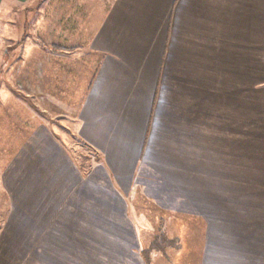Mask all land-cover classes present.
<instances>
[{
    "label": "crops",
    "instance_id": "crops-1",
    "mask_svg": "<svg viewBox=\"0 0 264 264\" xmlns=\"http://www.w3.org/2000/svg\"><path fill=\"white\" fill-rule=\"evenodd\" d=\"M75 51L94 65L99 58L75 134L96 161L82 174L48 128L14 152L0 184L14 206L15 232L6 239L11 250L20 248L15 256L1 253L3 264L31 259V249L49 242L48 229L68 237L75 251L95 244L98 229L113 230L116 221L124 224L129 253L131 199L147 172L168 181L201 226L212 229L223 264H264V133L246 123L251 110L256 115L264 0H113ZM62 56L51 57L64 69ZM9 61V91L0 89V98L22 89L42 99L49 83H59L49 60ZM34 226L36 236L27 239L32 230L20 229ZM85 227H93L92 234Z\"/></svg>",
    "mask_w": 264,
    "mask_h": 264
},
{
    "label": "rangeland",
    "instance_id": "rangeland-1",
    "mask_svg": "<svg viewBox=\"0 0 264 264\" xmlns=\"http://www.w3.org/2000/svg\"><path fill=\"white\" fill-rule=\"evenodd\" d=\"M112 3L113 0H30L27 3L12 4L5 0L1 5L0 69L3 63L6 66L4 72L1 70L0 73V89L9 91L8 62L12 56L14 61L19 62L25 59L33 63L49 60L52 68L50 76L61 77L59 83L57 81H53V84L49 83L50 93L43 95L42 99H30L26 94L19 93L22 89H13L16 91L12 92L13 98L8 99L7 95L6 98H0V173L6 169L14 152L21 150L24 142L39 128H48L65 143L82 174L88 175L93 168L97 156L90 153L75 134H77L78 109L99 58L94 65L93 58L90 60L83 53L77 57L81 53L76 52L75 49L92 36ZM19 46L21 50L18 49V53L15 54L14 50ZM25 49H28V52ZM68 52H73L71 54L73 57L67 55ZM57 55L59 57L63 55L62 58L66 63L64 69L59 67V61L62 60L51 57ZM62 72H64L63 77ZM18 87L22 86L18 85ZM255 104L256 115L253 116L251 110L250 118L247 116V121L245 118L242 120L256 124L257 134L263 135L264 53L260 56L258 53ZM146 174V176L140 175L143 176L142 184L140 185L138 181L131 199L134 206L130 214L132 225L127 229L129 234L126 238L129 240V253H124V224L116 221L119 226L113 230L110 227L98 229L95 244H86L84 248L75 251L65 243L68 237L64 240L60 239L59 236L54 235L55 229H48L50 234L48 243L31 249L29 254L30 257L32 256L31 259H16L13 263L223 264V260L215 253L216 244L213 242L215 238L212 229L201 226L199 214L190 210L186 198L179 192L177 194L168 181L155 177L151 172ZM256 182L259 184V181ZM253 183L249 181V184ZM21 199L23 203L27 200L24 196H21ZM13 209L14 206H11L0 184V254L11 251L9 253H14L15 256L20 244L17 245L16 251L15 248L11 250V244L6 239L11 231L15 232L10 226L14 215L10 210ZM36 212L40 214L39 206L36 207ZM37 222L33 223L37 224ZM85 229L91 234L94 230L93 227H85ZM20 230H32V234L27 238L32 239L36 236L38 228L22 227ZM114 231L117 232L116 235ZM19 237L20 235L18 240L21 239ZM159 238H166L172 242L164 253L153 251L151 248ZM4 240H7L6 243ZM25 246L30 247L26 243ZM240 257L242 258V255ZM4 262L0 260V264ZM249 263L250 261H245L242 264ZM228 264L233 263L228 261Z\"/></svg>",
    "mask_w": 264,
    "mask_h": 264
},
{
    "label": "trees",
    "instance_id": "trees-1",
    "mask_svg": "<svg viewBox=\"0 0 264 264\" xmlns=\"http://www.w3.org/2000/svg\"><path fill=\"white\" fill-rule=\"evenodd\" d=\"M42 47L45 48L43 45H42ZM157 240L158 241L153 245V247H151L153 251L164 253L166 248H168L169 246L172 245V242L167 240L166 238H159ZM158 243H162V244L159 245ZM148 260L149 259H146V261H148Z\"/></svg>",
    "mask_w": 264,
    "mask_h": 264
}]
</instances>
